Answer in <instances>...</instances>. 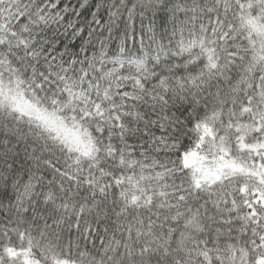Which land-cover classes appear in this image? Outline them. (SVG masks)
I'll return each mask as SVG.
<instances>
[{
    "label": "snow or ice",
    "instance_id": "1",
    "mask_svg": "<svg viewBox=\"0 0 264 264\" xmlns=\"http://www.w3.org/2000/svg\"><path fill=\"white\" fill-rule=\"evenodd\" d=\"M0 264H264V0H0Z\"/></svg>",
    "mask_w": 264,
    "mask_h": 264
}]
</instances>
